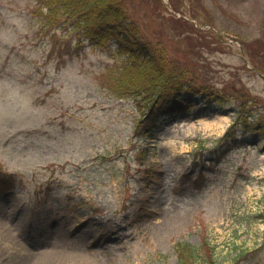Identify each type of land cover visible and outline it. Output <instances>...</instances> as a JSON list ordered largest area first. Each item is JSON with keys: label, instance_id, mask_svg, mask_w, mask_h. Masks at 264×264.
<instances>
[{"label": "rangeland", "instance_id": "obj_1", "mask_svg": "<svg viewBox=\"0 0 264 264\" xmlns=\"http://www.w3.org/2000/svg\"><path fill=\"white\" fill-rule=\"evenodd\" d=\"M41 2L0 0V264H178L177 244L264 264V0H125L186 82L229 101L194 98L153 137L114 43L44 29Z\"/></svg>", "mask_w": 264, "mask_h": 264}, {"label": "trees", "instance_id": "obj_2", "mask_svg": "<svg viewBox=\"0 0 264 264\" xmlns=\"http://www.w3.org/2000/svg\"><path fill=\"white\" fill-rule=\"evenodd\" d=\"M38 11L45 28L51 29L60 23L72 25L78 43L87 40L100 48L110 41L115 42L116 48L109 49V55L123 59L125 66L134 69L143 83L142 90H138L131 82L134 101H143L136 135L153 136L152 130L162 119L189 111L194 106L195 97H199L205 106L229 102L226 99L212 100L206 87L186 82V70L174 69L170 61H165L163 49L145 42L127 15L125 0H42ZM119 91L120 96H128L121 93V88ZM237 121H243L238 111ZM253 127L255 131L262 130L260 126ZM202 247L177 244L178 264H195L193 260L200 255ZM210 264L214 263L210 261Z\"/></svg>", "mask_w": 264, "mask_h": 264}, {"label": "bare ground", "instance_id": "obj_3", "mask_svg": "<svg viewBox=\"0 0 264 264\" xmlns=\"http://www.w3.org/2000/svg\"><path fill=\"white\" fill-rule=\"evenodd\" d=\"M198 122H199V125L204 126V127H203L204 129H209V128H207V127L205 126L206 123H203V122H205V121H203L202 119H199Z\"/></svg>", "mask_w": 264, "mask_h": 264}]
</instances>
